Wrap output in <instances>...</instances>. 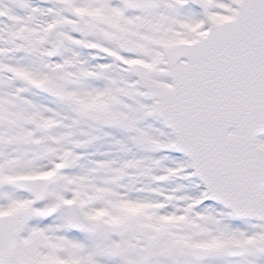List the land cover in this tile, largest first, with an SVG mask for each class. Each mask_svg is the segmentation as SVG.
Wrapping results in <instances>:
<instances>
[{
  "label": "snow or ice",
  "instance_id": "snow-or-ice-1",
  "mask_svg": "<svg viewBox=\"0 0 264 264\" xmlns=\"http://www.w3.org/2000/svg\"><path fill=\"white\" fill-rule=\"evenodd\" d=\"M0 264H264V0H0Z\"/></svg>",
  "mask_w": 264,
  "mask_h": 264
}]
</instances>
